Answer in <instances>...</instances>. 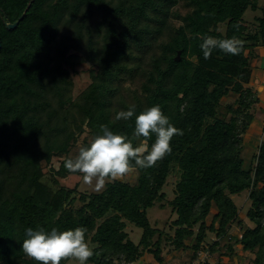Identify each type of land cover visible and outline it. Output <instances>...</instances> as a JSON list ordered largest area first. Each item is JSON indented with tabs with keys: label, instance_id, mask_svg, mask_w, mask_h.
Listing matches in <instances>:
<instances>
[{
	"label": "trees",
	"instance_id": "1",
	"mask_svg": "<svg viewBox=\"0 0 264 264\" xmlns=\"http://www.w3.org/2000/svg\"><path fill=\"white\" fill-rule=\"evenodd\" d=\"M248 10L256 12L253 20L245 18ZM209 35L236 36L244 48L239 55L217 48L205 59L200 45ZM0 37V264H37L22 243L26 229L38 227L87 228L86 241L94 245L87 264H133L147 251L163 262L165 239L177 250L191 249L194 260L210 232L213 253L225 239L235 252L234 240L252 255L248 264H264V140L250 168L243 158L251 109L259 102L247 84L253 48L264 46V0H0ZM84 43L98 69L73 98L65 64H75L68 54ZM231 92L239 97L237 106L227 104V118L219 110ZM130 105L136 115L159 105L183 131L154 167L134 166L135 182L111 180L93 193L43 180V163L55 155L64 157L59 168L51 166L56 176L72 174L64 161L86 127L94 137L108 125L131 138L135 116L115 119ZM154 141L153 135L149 148ZM176 170L168 202L177 218L174 234L165 235L148 209L167 198L164 187ZM244 191L253 226L232 235L234 223H242L234 196ZM77 200L82 204L75 206ZM127 221L143 228L139 243Z\"/></svg>",
	"mask_w": 264,
	"mask_h": 264
},
{
	"label": "clouds",
	"instance_id": "2",
	"mask_svg": "<svg viewBox=\"0 0 264 264\" xmlns=\"http://www.w3.org/2000/svg\"><path fill=\"white\" fill-rule=\"evenodd\" d=\"M202 39L200 48L205 59H209L217 48L229 55H239L244 48V41L236 36L217 39L209 35ZM135 113V106L130 105L128 110H121L115 116L117 121H128L135 116L131 138L110 130L108 125H101L102 134L79 146L78 154L74 158H67L64 167L71 173L82 174L83 182L89 186L95 182L96 191L102 190L108 180L125 177L133 171L134 166L143 169L154 167L171 152L174 136L183 135V131L170 122L159 105L146 108L138 115ZM153 135L155 141L149 148L147 141ZM133 141L138 143L134 145ZM87 231L85 227L66 231L28 228L22 250L37 264H61L62 260L69 259L78 264H87L94 254L86 241Z\"/></svg>",
	"mask_w": 264,
	"mask_h": 264
},
{
	"label": "rangeland",
	"instance_id": "3",
	"mask_svg": "<svg viewBox=\"0 0 264 264\" xmlns=\"http://www.w3.org/2000/svg\"><path fill=\"white\" fill-rule=\"evenodd\" d=\"M183 11H185L187 8L184 6V3L182 2L181 5H179ZM256 12L252 10H248L245 13V18L248 20H253ZM86 44H83V48L81 50L78 49H72L68 55L72 56V59H74L75 64H65V68L69 71L71 80H72V95L73 98L77 97L79 94H81L93 81L92 77V71L97 70V65L87 59V48ZM239 95L235 92H231L229 95L223 98L222 100V106L220 107L219 114L221 116H225L227 118L231 117L232 112L227 110V104H232L234 106H237V99ZM255 109L256 106H253L251 109V112L255 115ZM251 126V125H250ZM247 133V132H246ZM246 136V134H245ZM94 138L93 134L90 132V129L86 127L82 132H79L76 141L73 143L69 153L67 156L70 158H74L78 154L79 146L87 144L89 141H91ZM246 139V137H245ZM249 147L247 149V146L245 144V149L243 152V158H244V167L250 168L251 165L254 162V156L257 152L256 147L251 146V144H247ZM64 159L63 156L55 155L52 158V161L50 163H43V169H44V177L43 180L48 182L49 184L53 185L55 188H57L60 185H66L68 187H76L79 192H85V193H93V192H101L105 189V187L100 190L96 191L94 188V183L92 186H89L83 182L82 174L80 173H72L69 174L66 177L56 176V174L53 172V168H59L61 165L62 160ZM52 166V167H51ZM138 177V170L133 169L132 172H130L128 175L121 179L129 180L132 182H135ZM55 178L59 180L58 183H55ZM179 178V172L176 170L174 171L164 187V191L167 193V198L163 201H157L154 206L150 207L148 209V215L150 222L153 226L158 227L159 229L163 230L165 232V235H168V233L174 234V228L172 227V222L174 219L177 218V213L172 210L171 205L169 204V200L174 197V187ZM111 181V180H108ZM107 181V182H108ZM106 182V183H107ZM78 196V195H77ZM238 206L240 207V218L242 220V223H239L236 221L233 225V228L231 229L232 235H237L242 232L241 226L247 227V226H253V223L251 222V219L249 217L248 211L252 207V201L248 196V191H244L236 196H234ZM165 203V206H161V203ZM82 202L80 200H77L75 202V206L81 205ZM212 219V215L209 218V221ZM127 231L130 234L131 239L135 243H139L142 234H143V228L137 226L135 223L131 221H127ZM167 233V234H166ZM214 233H209L207 240L202 244V247L200 250L209 251L210 257H209V263L210 264H248L249 261H251V256L248 255L247 252H245L242 247H240V244L237 246L235 241L233 240L234 244V251H231L228 248L227 240H222L221 247L218 252L213 253L210 251L211 243L215 239ZM166 239L164 240L162 244V257L164 259L163 262H159L153 253L148 252L149 255L142 258L140 260V264H143L145 261L148 264H192L193 258H192V250H177L172 245L165 244ZM195 241V238H189L187 240L188 243H193ZM89 246L92 248L94 245L92 243L89 244ZM146 252V253H147ZM67 264H78V262L70 259Z\"/></svg>",
	"mask_w": 264,
	"mask_h": 264
},
{
	"label": "crops",
	"instance_id": "4",
	"mask_svg": "<svg viewBox=\"0 0 264 264\" xmlns=\"http://www.w3.org/2000/svg\"><path fill=\"white\" fill-rule=\"evenodd\" d=\"M253 52L254 55L250 56L252 78L247 85L251 86L257 92L259 102L256 104L254 120L245 136L247 149L249 147L247 144H251V146L258 149L259 144L264 140V46L253 48ZM238 245L239 244H237V246ZM147 255H149V253L145 252V254L133 264H140V260ZM143 264L148 263L144 261Z\"/></svg>",
	"mask_w": 264,
	"mask_h": 264
},
{
	"label": "built area",
	"instance_id": "5",
	"mask_svg": "<svg viewBox=\"0 0 264 264\" xmlns=\"http://www.w3.org/2000/svg\"><path fill=\"white\" fill-rule=\"evenodd\" d=\"M210 253L209 251L200 250L198 252V257L192 261V264H202L209 260Z\"/></svg>",
	"mask_w": 264,
	"mask_h": 264
},
{
	"label": "water",
	"instance_id": "6",
	"mask_svg": "<svg viewBox=\"0 0 264 264\" xmlns=\"http://www.w3.org/2000/svg\"><path fill=\"white\" fill-rule=\"evenodd\" d=\"M23 17H24V14L20 17V19H19L17 22H15V23H8V24H7L8 28H15L16 26H18L20 20H21ZM1 46H2V43H1V37H0V48H1ZM181 54H182V51L179 50V51H178V54H177V57H176L177 60H180V59H181Z\"/></svg>",
	"mask_w": 264,
	"mask_h": 264
}]
</instances>
